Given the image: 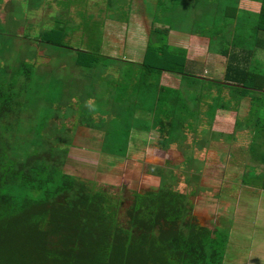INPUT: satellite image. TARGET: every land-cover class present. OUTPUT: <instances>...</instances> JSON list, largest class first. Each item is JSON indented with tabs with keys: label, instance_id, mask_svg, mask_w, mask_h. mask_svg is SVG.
Returning a JSON list of instances; mask_svg holds the SVG:
<instances>
[{
	"label": "trees",
	"instance_id": "1",
	"mask_svg": "<svg viewBox=\"0 0 264 264\" xmlns=\"http://www.w3.org/2000/svg\"><path fill=\"white\" fill-rule=\"evenodd\" d=\"M257 1L262 5L259 13L220 5L219 0H195L200 18L195 30L209 38L210 53L226 59L222 79L205 77L203 65L201 74L197 68L187 70V51L169 43L174 27L158 13L151 21L144 59L138 62L140 71L168 73L181 80L177 88L161 86L151 100L138 96L141 72L121 71L124 79L117 82L105 72L110 65L101 63L104 57L98 51L76 49L71 65L47 72L39 66L44 71L40 72L36 64L20 57L13 61L11 48H0V264H225L228 227L202 226L193 214L192 198L199 188L193 169L200 163L193 151L202 147L200 133L209 142L230 140L231 135L212 131L217 115L239 113L248 101L247 113L237 116L233 127L252 136L243 182L264 190V0ZM0 2L3 10L15 4ZM54 2L59 7L83 4ZM157 4L173 12L184 1ZM156 22L170 27L161 29ZM67 28L66 22L56 21L39 35L38 44L73 50L65 44ZM54 74L66 77L60 80ZM66 81L70 86L64 93L57 84ZM93 98L96 109L87 104ZM75 100L79 109L74 113ZM62 116L72 119L71 127L65 123L60 129ZM148 125L165 132L167 148L177 145L182 152L185 179L176 171L178 166L167 162L156 193L131 190L124 198L110 192L109 186L66 171L79 127L101 133L97 146L105 157L113 158L107 159L108 167H113L139 151L137 143L146 144L143 138H135V145L130 140ZM189 133L192 145L187 144ZM249 167L254 182L248 185ZM181 182L187 184V193L179 188ZM124 199L130 202L122 217Z\"/></svg>",
	"mask_w": 264,
	"mask_h": 264
},
{
	"label": "rangeland",
	"instance_id": "2",
	"mask_svg": "<svg viewBox=\"0 0 264 264\" xmlns=\"http://www.w3.org/2000/svg\"><path fill=\"white\" fill-rule=\"evenodd\" d=\"M7 1L9 0H3V3ZM54 1L56 0H38L39 4L36 5L35 0H14V7L11 10L4 8L5 11L0 2V48H11L13 61L16 57H20L22 60L36 64L37 68L41 66L46 72L55 68L64 69L65 66L74 63L76 49L81 51L98 49L100 55L104 57L101 63L110 65L106 67L105 72L111 73L112 78L117 82L121 80L120 78L124 79L121 71L132 72V75L141 72L138 62L144 59L143 55L148 44L147 33H149L145 31H150L151 19L154 21L159 13L158 15H161L159 19H166L165 23L168 22L174 29L192 32L195 28L189 27H196L193 17L197 16L196 12L199 11V3L195 0H193V6L189 5L184 8L181 5L175 13L170 9L165 11L162 6H158V0H142L143 8H140L139 3L136 5L131 3V0H122L118 3L112 0H89V4L83 0L82 5L66 4L63 7H59ZM134 5L135 9H133ZM79 12H82L83 19ZM145 14L149 18H146ZM184 15L189 18L192 16V18L184 23ZM91 16L94 19L90 20ZM78 18L81 20L78 21ZM85 18L87 21L81 25ZM56 21L67 23L65 44L73 47V50L38 44L39 35L54 27ZM97 24L103 26L104 33L100 27L96 28ZM107 24L110 25L109 29ZM88 25L93 26L92 32L88 29L90 28ZM84 28L87 29L84 30ZM134 33L138 35L136 40L133 39ZM111 35L118 38L120 44L112 47L110 45ZM168 41L175 46L174 38H168ZM177 48L183 47L177 46ZM124 60L134 63H125ZM220 61L222 62L221 67L218 68V74H216L218 79L224 76V60ZM192 66L193 64H188L187 70L191 72ZM201 66L202 64L198 66L200 74ZM203 68L205 77L216 78L206 72L209 67L205 63ZM39 71L44 72L41 69ZM53 76L60 80L66 77L63 74ZM168 79V86L179 87V80H181L179 76H169ZM163 80L165 78L161 80V83ZM69 82L56 84L59 90L65 93L66 87L70 86ZM94 99H90L87 104L96 109L98 107L93 104ZM72 103L75 113L79 109L77 101ZM248 106V101L245 100L239 113L226 114L223 112L224 117L220 119V122L216 118L212 131L231 135L230 140L222 137L209 142L208 136L200 133L204 142L200 140L202 147H194L193 151V158L200 162L195 163L196 168L193 169L194 174L199 178L198 192L192 198L193 214L202 226L228 227L230 240L225 264H264V190L259 185H256L257 187L249 185L254 182V171L250 167L245 179L249 186L243 182L246 165L250 159L249 147L252 136L247 131H236L233 127L236 117L245 115ZM65 108L66 106L62 110L64 111ZM204 118L205 116L201 117V119ZM65 119L66 117L62 116L59 120L60 129H65L66 124L71 127L69 121L72 119L67 121ZM202 125L205 126L204 123ZM201 129L202 127L199 128ZM143 131L139 136L134 135L130 144H134L135 138L145 139L146 144L137 143V141V145H140L139 151L123 162L117 161L115 166L108 167L107 159L113 158L105 157L97 146L101 140V133L87 127H79L75 136L73 132L69 135L70 139L74 136L75 146L71 149L66 171L82 180L109 186L111 187L110 192L121 194L122 197L128 195V191L131 190L140 193H156L161 173L167 162L171 167L178 166L179 169L176 171L180 173L181 179H185L186 175L183 176L180 170L185 159L177 145L167 148L165 132L155 125H148ZM62 137L65 139L66 134L62 133ZM192 140L193 135L189 133L187 144L192 145ZM193 184L197 185V181L195 180ZM179 188L185 193L188 192L185 182H181ZM129 202L128 199L127 201L124 199L121 206L122 217Z\"/></svg>",
	"mask_w": 264,
	"mask_h": 264
},
{
	"label": "crops",
	"instance_id": "3",
	"mask_svg": "<svg viewBox=\"0 0 264 264\" xmlns=\"http://www.w3.org/2000/svg\"><path fill=\"white\" fill-rule=\"evenodd\" d=\"M181 1H184V5H183L184 8L189 7V5L193 6V0H181ZM140 2H141V0H134L133 4L136 5ZM218 3L220 5L226 4V5H230L233 7H238L241 10H245V11L251 12V13H259L261 11V7H262L261 2H259L257 0H219ZM135 5H134L133 9H135V7H136ZM140 8H143L142 5L140 6ZM180 8H181L180 6L174 8L175 11H173V13L177 12V10ZM79 13H82V12H79ZM145 17L148 18L146 14H145ZM190 18H192V16ZM190 18L184 15V23H186L187 20H190ZM91 19H94V18L91 17L90 20ZM80 20H81V18H78V21H80ZM193 20H194V25L197 22H198V24L200 22V18L198 16L193 17ZM86 21L87 20L85 18V22ZM93 22H97V21H93ZM150 22H151V20H150ZM157 24H158L157 27H159L161 29L170 27V26L166 27V26L162 25L161 23H157ZM76 26H78V25H76ZM109 26L110 25L107 24L108 29H109ZM88 27H90L89 30L92 32L93 26L88 25ZM98 27H100L103 30L102 25L100 26V24H97L96 28H98ZM230 27H234L233 22L230 24ZM87 28H85V29H87ZM139 28H140V26H139ZM189 28H194V26L189 27ZM77 31H79V30H77ZM147 32H149V31H145V33H147ZM103 33H104V30H103ZM147 34L149 35V33H147ZM137 36L138 35L134 33L133 39L136 40ZM169 38H174V41L177 44V45L175 44V46L183 47L187 51L188 64H193L192 68L198 69V66H199L198 63H200L202 65H204V63H205L207 65V67H209V69L206 72L214 75L217 78L216 74H218L217 73L219 70L218 68L221 67V63H222L220 60H224L223 63L226 66V59L224 57H222L220 55H215L212 53L210 54L209 38L204 37V36H200L197 33V30L193 29L192 32L184 30L182 32V30L175 28V29L170 30ZM133 42L136 43L137 41H133ZM118 44H120L118 38H115L113 35H111L110 45L113 47V46L118 45ZM94 51H98V49H96ZM143 57H144V55H143ZM142 60H143V58H142ZM195 63H197L196 67H194ZM224 73H225V67H224L223 75H224ZM169 76H173V75H170L168 73H166V74L165 73H163V74H150L147 71H142L141 75H140L138 96L151 100V99L157 98L158 91H159L161 86L176 88L174 86H168L169 83H167V81L169 82V79H168ZM161 78L162 79L165 78V80H163L162 83H161V80H162ZM179 85H180V83H179ZM222 113L223 112H221V113L219 112L217 115V121L218 122H220V119L222 117H224L223 116L224 114H222ZM226 114H229V113H226Z\"/></svg>",
	"mask_w": 264,
	"mask_h": 264
}]
</instances>
